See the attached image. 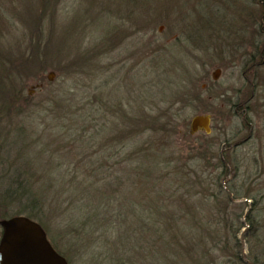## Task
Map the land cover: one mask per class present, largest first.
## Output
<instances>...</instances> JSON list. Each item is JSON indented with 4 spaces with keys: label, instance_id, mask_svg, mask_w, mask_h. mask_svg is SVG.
<instances>
[{
    "label": "rangeland",
    "instance_id": "1",
    "mask_svg": "<svg viewBox=\"0 0 264 264\" xmlns=\"http://www.w3.org/2000/svg\"><path fill=\"white\" fill-rule=\"evenodd\" d=\"M160 1L162 0H158ZM165 1L168 4V0ZM245 1L248 4L250 0ZM242 2L243 0H235L236 5ZM30 4L29 0H0V51L2 52L0 58L4 57L5 77L8 78L9 74L14 79H9L12 85V90L9 92L12 94L9 107L5 108L3 99H0V188L4 189V182L20 170L24 177L37 181L39 185L42 183L40 186L45 185L44 190L50 199L46 201L45 207L52 205L54 196H59L62 206L60 205L56 210L54 207L45 208L48 220L45 222L42 220L44 222L42 224L49 238H53L55 247L68 257L71 264H112L115 255L108 256L112 253L108 252L106 247L100 248L99 243L95 246L91 241L87 243L86 247H89L87 252L84 246L86 241L75 238L76 232H79L80 223L70 224L66 217L59 216L62 211H70V204L68 205L66 197L71 196V188L75 185L70 180L74 173L66 170V161L72 166L82 158H89L92 172L101 174L99 176L93 174L92 179L90 178L93 182L90 197L92 199L94 195H97L99 193L97 189L101 188L104 198L109 197L111 200L109 201L111 209L106 211L119 215L118 220H121L122 215L131 208L137 213L144 211L138 204L139 201L136 198L138 186L135 184L139 179L144 180V177L139 178L133 173L131 175L128 169L141 162L143 164L144 161L139 156H137L138 159H127L130 155L134 157V151L142 143L153 144V149L156 147L162 149L157 152L156 159L150 160L149 165L172 160L179 165L187 162L195 167H201L199 155L203 152L208 156L209 144L216 143L213 147L215 149L218 141L222 140V143L227 142L226 145H228L234 141L243 140L248 135V141L232 147V150L229 147L226 148L229 150V158L233 163L238 164V169L235 173L230 165V171L224 176V182L228 185L230 182L236 190H242L243 182L247 184L252 176H255L254 173L264 167V114L254 116L251 128L247 126L239 134L236 130L241 124L240 119L232 114V105L228 102L229 98L231 101L234 100V94H238V90L241 95H248L249 91L253 93L255 90V85L248 86L243 82L246 80V78L243 79L245 76L252 78V72H244L245 66L241 64L243 57L237 56L236 49L239 52H248V47H243V42L237 35L232 34L233 38L231 36L226 40V43L230 45L215 41V36L212 35L210 42L202 43L184 39L171 47L168 44L174 35L171 34L168 24L157 22L148 34L168 47L163 48L158 45V49H155L158 50L156 53L147 52L143 55L138 54L135 48L130 52L123 48L117 53L109 52L106 61L96 59L99 65L93 60L91 65L83 68L85 63L80 67L82 62L79 61L78 55L81 52H89L90 44L99 36L102 37V34L95 33L91 40L87 34L88 41H84L85 37L82 34L81 43L78 44L79 49H77V36L74 35L65 19L62 29L55 25L52 33L53 39L60 45L61 53L64 54L60 60L56 59L55 55L51 54V49L48 52L43 49V45L41 46L45 41L41 42L38 25L29 21ZM87 9L88 6L84 0H81L76 6L73 19L82 18ZM227 20L229 30L234 32L231 19ZM104 21L106 24L109 23V20L92 14L91 17L89 16L87 31L93 33L98 29L103 30ZM111 21L109 28L115 27L116 24ZM37 37L40 38L39 44ZM161 48L163 51L160 50ZM159 53H163L162 64H156L155 57L151 55ZM130 54L131 58L128 62L122 64V59ZM34 57H37L35 59L38 64L31 68L28 63L34 60ZM138 57H140L138 65L132 67ZM105 64L109 68L103 73L102 66L107 68ZM20 66L22 68L19 70ZM216 69L219 72L215 77ZM183 70L186 72L184 73ZM259 71L262 77L259 82H264V67ZM192 83L196 86V90L191 93ZM0 88L2 90V87ZM3 90L7 89L4 87ZM6 95H8L6 92L0 94L2 97ZM86 100L92 103L90 111L80 109L81 104ZM77 102L81 103L78 105ZM14 103L18 113H14L11 108ZM120 107L126 111L131 110L134 116L142 110L144 114L149 115V120H154V124L142 122L136 125L134 119L133 122L123 119L119 116ZM168 111L170 117L165 116ZM173 112L177 113V117ZM196 114L210 115L211 132L209 134L203 131L190 133L189 122ZM119 120L121 122L124 120L125 124L121 123V126L117 127L116 122ZM222 143L219 147L224 148ZM120 157L124 159L119 161ZM112 165L115 166L113 175L110 174ZM210 170L214 172L215 169L211 166ZM81 178L82 175L79 174L74 181ZM98 178L101 179L98 180ZM68 181L69 183L66 184ZM104 182L109 184L101 187ZM153 194L149 196L152 201ZM212 194L211 192L202 194L194 192L191 199L186 194L188 209L202 213L227 210L234 217L240 213H248L250 199H235L231 205L221 197L215 200ZM103 201L105 200H100V202ZM97 202L99 203V200L95 196L93 204L96 205ZM157 202L161 200L158 199ZM160 204L150 203L148 211L152 214L156 211L171 214L185 211L180 209L176 201H169L163 206ZM64 208H66L65 211ZM246 227L247 225L241 230L244 231ZM252 231L247 232L246 239L250 236L255 240ZM122 234L125 235L124 232ZM263 234L264 230L261 234L264 242ZM150 238L152 239L149 237L147 241L152 245L153 241L151 242ZM124 241L126 244L131 243V241ZM148 243L142 247L146 249ZM253 243L254 241L252 243L246 241L244 249H247L248 244ZM83 247H85L84 252Z\"/></svg>",
    "mask_w": 264,
    "mask_h": 264
},
{
    "label": "trees",
    "instance_id": "2",
    "mask_svg": "<svg viewBox=\"0 0 264 264\" xmlns=\"http://www.w3.org/2000/svg\"><path fill=\"white\" fill-rule=\"evenodd\" d=\"M70 1L29 0L31 3L29 8L31 18L29 21L38 25L41 42L45 41L41 46L43 45V49L48 52L51 49L50 52L55 55L54 58L60 60L64 54L61 53L59 43L52 37L53 29L55 25L62 29L65 19L74 35L77 36V49H79L78 44L81 43L82 34L85 37L84 41H88L87 34L90 40L95 33L102 34V37L99 36L97 40L90 44L89 52L81 50L86 53L81 52L78 55L79 61L82 62L80 67L85 63L83 68L91 65L90 63L93 60L99 65V62L95 61L96 59L97 61H100V59L106 61L109 52L114 51L117 53L123 48L127 52L135 48L138 54L143 55L147 52L156 53L158 50L155 49H158V45L163 48L168 47V45L174 47L175 44L181 43L184 39L202 43L203 41L210 42L212 41V35L215 36V41L224 42L223 45H230L226 43V40L231 36L233 38V35H237L242 40L243 47H248V52H239L236 49L237 56L243 57L241 64L245 66L243 68L244 72H252V78L245 76L243 79L246 78V80L243 82L248 86L255 85V90L253 93L249 91L248 95H241L240 90H238V94H234V100L231 101V98L228 100L232 105V114L237 115L240 119L241 124L237 127L236 132L241 134L245 127L251 128L253 117L264 114V82H259V79L262 78L259 69L264 67V0H250L248 4L243 0L239 5L235 4V0H168V4L165 0L160 2L158 0H84L88 9L84 11L82 18L76 20L73 19L75 17L74 12L81 0H72L71 3ZM160 3L162 4L160 5ZM230 3L233 4L228 6ZM92 14L109 20V23L112 20L111 22L116 23L115 27L109 28V23L106 24V21H104L103 30L98 29L93 33H89L87 31L88 20ZM227 19H231L234 32L229 30V26L226 24ZM157 22L167 23L171 34L174 35L168 45L157 42L148 34L151 27ZM37 39L39 44L40 38L37 37ZM163 48L160 50L163 51ZM34 49L36 50L37 46ZM0 53L2 52L0 51ZM117 55L113 56L116 58ZM151 55L155 57L154 62L156 64L163 63V53ZM35 58L37 57H34V60L28 63L31 68L38 64ZM130 58L131 54L125 59L123 58L121 63L126 64ZM139 61L140 57L132 67L137 66ZM4 64V57H1L0 87H2V90L5 87L7 90L2 91L0 88V94L6 92L8 95L5 97L0 96V99H3L4 107L8 108L12 98V94H9L12 90L9 79H14L9 74L8 78L5 77L6 67ZM106 67L102 66L103 73L109 68ZM20 68L22 66L19 67V70ZM205 84L207 85L206 82ZM248 89L250 88L248 87ZM190 90L191 93L196 90L194 83H192ZM77 103L79 105L81 102ZM91 105V101L86 100L81 104L80 109L90 111ZM11 108L14 113H18L15 103ZM120 108L118 110L120 112L119 116L125 120L133 122L134 119L136 125L142 122L154 124V120H149V115L144 114L142 110L138 113L139 115L134 116L131 110L126 111L123 107ZM176 112L173 113L177 117ZM168 113L170 112L165 113V116L170 117L171 115ZM121 123L124 125V120L116 122V126H121ZM248 137L247 135L243 140L234 141L228 145H226L227 142L218 141L215 149L213 147L216 143L209 144L208 156L200 151L201 167H195L187 162H182L179 165V163L172 160H165L162 163L155 162L149 165L150 160L156 159L157 152L162 149H159L160 147L153 149V144L142 143L134 151V157L130 155L127 159H138L137 156H139L144 161L143 164L141 162L135 167H128L131 175L133 173L139 178L144 177V180L139 179L138 182H135L138 186L136 188L138 190L136 198H138V204L143 207L144 211L137 213L132 208L128 210V207H126L128 211L125 215H122L121 220H118L119 215L106 211L111 209L109 207V201L111 200H109V197L104 198L105 195L101 192V188L97 189L99 193L94 195V197H98L99 203L93 204L94 197L92 199L90 197L93 182L90 178L92 179L94 173L89 158L78 160L77 163L72 164L73 167L66 161V170L74 173L70 180L75 185H71L73 186L71 196L66 197L68 205L70 204V211L66 212V208H64L65 212L62 211L59 216L66 217L70 224L79 222V232H76L75 238L86 241L85 247L89 241L94 243L95 246L99 243L100 248L106 247L108 252L112 253L108 256L115 255L112 264H264V242L261 239L264 230V167L257 170L254 173L255 176H252L251 181H248L247 184L245 181L243 182L242 190H236L234 186L230 185L229 180V185L224 182V176L230 171V165H232L235 173L238 169V164L233 163L232 159L229 158V150L226 148L229 147L232 150V147L242 144L243 141H248ZM221 143L224 148L219 147ZM57 151L59 152L58 149ZM123 159V157H120L118 160L122 161ZM211 166L214 167V172L210 170ZM113 167L115 166H110L111 175L114 172ZM255 167L258 169L257 164H255ZM122 169L125 168L122 167ZM249 173L252 175L250 171ZM79 174L82 175V178L74 181ZM94 175L99 176L101 174ZM68 183L69 181L66 184ZM106 184H109V182H104L101 187ZM40 185L37 181L24 177L20 170L17 171L15 176L4 182V189L0 188L1 219L21 214L37 221L45 230L42 224L43 221L48 220L45 208L54 207L55 210L59 209L60 205L62 206V201L56 195L52 198V205L45 207L46 201H50V199L44 190L45 185ZM150 185L151 187H149ZM194 192L200 194L211 192L213 193L211 196H214L215 200L221 197L227 204L231 205L235 199H250V208L248 213H240L236 217L228 213L227 210L224 212L218 210L214 213L213 211H203V213L194 211L191 208L188 209L189 205L185 200L186 194L191 199ZM150 194H153V201L149 197ZM174 196L175 198H173ZM102 199L105 201L100 202ZM158 199L161 202H157ZM150 201L156 203V205L161 203L162 206L169 203V201H176L177 205L181 207L180 209H185V211L172 214L156 211L152 214L148 211L149 205L152 203ZM244 204L247 203L244 202ZM16 207H18L17 210H14ZM246 225V229L242 231V227ZM251 230H253L252 236L255 240L250 236L246 239L247 232ZM45 232L47 231L45 230ZM46 235L48 236L47 233ZM149 237H152V239L150 238L151 242L153 241L152 245L147 241ZM47 238L53 247L66 258L68 264H71L68 257L55 247L53 238L50 239L49 236ZM124 240L131 241V243L126 244ZM246 241L248 243L254 241V243L252 245L248 244L247 249H244ZM143 242L149 244L146 249L142 247L146 244ZM85 247L82 249L83 252Z\"/></svg>",
    "mask_w": 264,
    "mask_h": 264
},
{
    "label": "water",
    "instance_id": "3",
    "mask_svg": "<svg viewBox=\"0 0 264 264\" xmlns=\"http://www.w3.org/2000/svg\"><path fill=\"white\" fill-rule=\"evenodd\" d=\"M218 69L214 76H217ZM209 114H196L189 122L190 133L211 132ZM0 264H68L51 245L43 227L25 215L0 220Z\"/></svg>",
    "mask_w": 264,
    "mask_h": 264
}]
</instances>
